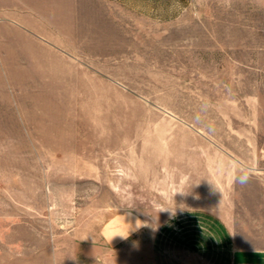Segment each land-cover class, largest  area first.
Segmentation results:
<instances>
[{"label":"rangeland","instance_id":"rangeland-1","mask_svg":"<svg viewBox=\"0 0 264 264\" xmlns=\"http://www.w3.org/2000/svg\"><path fill=\"white\" fill-rule=\"evenodd\" d=\"M55 14L0 27L7 263L192 264L178 216L264 195V0Z\"/></svg>","mask_w":264,"mask_h":264},{"label":"crops","instance_id":"crops-1","mask_svg":"<svg viewBox=\"0 0 264 264\" xmlns=\"http://www.w3.org/2000/svg\"><path fill=\"white\" fill-rule=\"evenodd\" d=\"M58 1L67 0H0V27L49 25L42 19L56 15ZM250 203L218 196L184 212L176 221L178 247L195 259L192 264H264V195ZM2 229L0 218V264H8Z\"/></svg>","mask_w":264,"mask_h":264},{"label":"built area","instance_id":"built-area-1","mask_svg":"<svg viewBox=\"0 0 264 264\" xmlns=\"http://www.w3.org/2000/svg\"><path fill=\"white\" fill-rule=\"evenodd\" d=\"M262 163H263V166H264V151H263Z\"/></svg>","mask_w":264,"mask_h":264},{"label":"clouds","instance_id":"clouds-1","mask_svg":"<svg viewBox=\"0 0 264 264\" xmlns=\"http://www.w3.org/2000/svg\"><path fill=\"white\" fill-rule=\"evenodd\" d=\"M117 236H119V235H117ZM120 237H121V238H125V239L127 238V237H123V236H120Z\"/></svg>","mask_w":264,"mask_h":264}]
</instances>
